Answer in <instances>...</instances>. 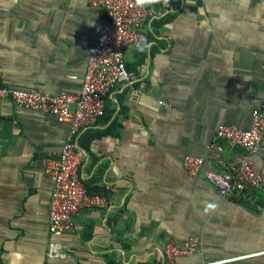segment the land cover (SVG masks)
<instances>
[{"label": "crops", "instance_id": "crops-1", "mask_svg": "<svg viewBox=\"0 0 264 264\" xmlns=\"http://www.w3.org/2000/svg\"><path fill=\"white\" fill-rule=\"evenodd\" d=\"M156 0L131 45L132 76L78 139L81 177L107 208L84 207L48 256L53 182L69 124L0 100V264H169V241L200 238L175 264H264V201L221 195L183 166L207 155L222 123L247 129L264 96V0ZM107 14L88 0H0V79L10 88L77 93ZM232 158L236 151L227 149ZM255 163L264 176V140ZM206 167H209L207 163ZM212 207H209V206Z\"/></svg>", "mask_w": 264, "mask_h": 264}, {"label": "built area", "instance_id": "built-area-1", "mask_svg": "<svg viewBox=\"0 0 264 264\" xmlns=\"http://www.w3.org/2000/svg\"><path fill=\"white\" fill-rule=\"evenodd\" d=\"M107 14L103 35L95 44L88 59L86 73L79 92L51 94L41 90L10 88L0 79V100L11 99L17 105L50 113L59 122L69 124V131L57 158L43 162L53 182L49 212L51 240L48 256H64L63 245L56 238L75 230V215L84 207L107 208L110 198L91 193L81 177L82 153L78 139L83 131L96 125L104 115L106 96L110 89L132 76L125 51L131 45L147 43L143 26L154 11L136 0H88ZM179 0H166V6H177ZM207 147V155H188L183 166L191 175L203 174L215 185L222 196L258 205L264 201V176L255 163L264 140V96L252 112L251 125L242 129L235 125L220 124ZM236 151L230 158L226 151ZM209 163V167H206ZM164 252L169 264L182 256L200 253V238L191 236L185 246L169 241ZM205 264H215L205 263Z\"/></svg>", "mask_w": 264, "mask_h": 264}, {"label": "clouds", "instance_id": "clouds-1", "mask_svg": "<svg viewBox=\"0 0 264 264\" xmlns=\"http://www.w3.org/2000/svg\"><path fill=\"white\" fill-rule=\"evenodd\" d=\"M154 2H156V0H136V3L141 6L148 4V3H154ZM209 207H212V206L210 205Z\"/></svg>", "mask_w": 264, "mask_h": 264}, {"label": "trees", "instance_id": "trees-1", "mask_svg": "<svg viewBox=\"0 0 264 264\" xmlns=\"http://www.w3.org/2000/svg\"><path fill=\"white\" fill-rule=\"evenodd\" d=\"M88 188V187H87ZM88 190L90 191V189L88 188Z\"/></svg>", "mask_w": 264, "mask_h": 264}]
</instances>
